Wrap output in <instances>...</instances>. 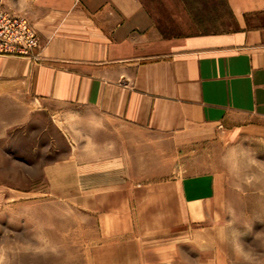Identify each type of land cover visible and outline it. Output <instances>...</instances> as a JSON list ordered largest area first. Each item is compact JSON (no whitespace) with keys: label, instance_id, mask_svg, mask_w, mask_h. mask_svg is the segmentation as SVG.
I'll return each mask as SVG.
<instances>
[{"label":"rangeland","instance_id":"1","mask_svg":"<svg viewBox=\"0 0 264 264\" xmlns=\"http://www.w3.org/2000/svg\"><path fill=\"white\" fill-rule=\"evenodd\" d=\"M206 3L226 22L225 0ZM0 8L33 26L21 4ZM5 70L0 264H264L263 133L207 128L183 144L40 99Z\"/></svg>","mask_w":264,"mask_h":264},{"label":"crops","instance_id":"2","mask_svg":"<svg viewBox=\"0 0 264 264\" xmlns=\"http://www.w3.org/2000/svg\"><path fill=\"white\" fill-rule=\"evenodd\" d=\"M10 1L37 61L0 64L38 98L183 144L207 128L264 134V0H225L226 22L207 0Z\"/></svg>","mask_w":264,"mask_h":264},{"label":"built area","instance_id":"3","mask_svg":"<svg viewBox=\"0 0 264 264\" xmlns=\"http://www.w3.org/2000/svg\"><path fill=\"white\" fill-rule=\"evenodd\" d=\"M37 45L33 26L26 19L0 8V55L27 56Z\"/></svg>","mask_w":264,"mask_h":264}]
</instances>
